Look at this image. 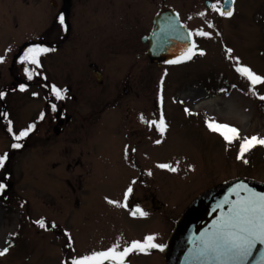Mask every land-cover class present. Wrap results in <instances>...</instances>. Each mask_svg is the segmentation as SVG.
Wrapping results in <instances>:
<instances>
[{
  "label": "rangeland",
  "instance_id": "374dc122",
  "mask_svg": "<svg viewBox=\"0 0 264 264\" xmlns=\"http://www.w3.org/2000/svg\"><path fill=\"white\" fill-rule=\"evenodd\" d=\"M60 6L58 0L56 7L48 0H0V71L8 74L22 44L41 47L45 34L53 49L39 56L38 65L14 62L18 76L27 67L33 71L28 92L15 94V136L35 128L15 149L9 176H0L6 185L0 193V250L8 248L0 264H70L116 243L123 250L148 235L166 248L174 220L203 191L238 176L264 182V145L238 158L243 137L264 138V83L253 88L236 70L246 66L264 77V0H235L231 17L205 8L204 0L75 1L56 47L60 24L52 19ZM168 7L191 33L211 35L192 36L197 47L191 60L158 66L150 63L140 36ZM93 69L102 73L101 84ZM41 72L46 78L36 81ZM53 85L66 90L63 99ZM189 91L200 92L195 108L183 98ZM61 103L63 122L56 114ZM161 114L163 133L148 123ZM212 120L238 128L240 139L226 142L209 129ZM0 138V151L7 153L8 139ZM150 194L162 208L133 216ZM125 264L165 259L150 249L134 251Z\"/></svg>",
  "mask_w": 264,
  "mask_h": 264
},
{
  "label": "snow or ice",
  "instance_id": "6c2138e0",
  "mask_svg": "<svg viewBox=\"0 0 264 264\" xmlns=\"http://www.w3.org/2000/svg\"><path fill=\"white\" fill-rule=\"evenodd\" d=\"M235 0H224L227 7L223 5L218 6L212 4L211 7L219 12L221 16L231 17L233 10L231 5ZM204 15V13H200ZM59 22L63 25L65 17L60 14L58 17ZM193 35L199 36H210L211 34L204 31H198L196 33H187V38H191ZM196 43L192 41L188 47H186L182 53L173 60L167 61L169 64H179L182 61L191 60L196 55ZM53 49L33 46L29 47L24 54L20 57L21 62H30L33 65L39 64V56L42 53L52 51ZM228 53L232 52V49H227ZM200 55H203V50L200 51ZM4 60V57L0 56V62ZM238 60V58H237ZM238 72L244 75L254 86L257 84L264 83V77L257 75L249 67L238 66L236 68ZM28 73L29 79L32 78L33 71L25 69ZM24 86L21 85V90ZM52 91L57 99H63V93L66 90L57 88L55 85L52 86ZM4 93L0 92V97ZM260 99L264 100V96ZM53 110L56 106L52 105ZM187 111V110H186ZM7 116V114H4ZM43 118V114L42 117ZM149 125H155L156 128L163 133L166 130V123L163 114H161L158 121L153 120L148 122ZM208 127L211 131L219 133L226 142L231 143L240 139V130L227 123H219L214 120L208 121ZM9 124L11 122L9 121ZM35 128V125H30L25 130L21 131L19 135L15 136L16 140L28 136V134ZM9 132L12 131L9 127ZM156 143H160L159 140ZM257 144L264 145V138L258 136L243 137L240 142V151L238 158H243L244 154L250 151ZM13 148L22 147L19 143H14ZM8 159V154H0V169L5 167V162ZM160 168H167L170 171H177L176 167L170 164H160ZM6 185L0 183V193L4 191ZM239 189H244L247 193L245 196H240ZM132 192L131 187L125 193V200H127L128 194ZM237 195L236 200H230L228 197L216 205L217 209H221L220 215L215 219L209 229H205L200 233L199 237L193 240V248L190 249L189 260L193 261L194 264H264V192H257L254 189L248 188L246 185L238 184L232 189ZM112 204H118L117 201H109ZM229 205L227 211H223L224 205ZM127 207V204L121 205ZM215 211V209H214ZM133 216H147L148 213L143 209L137 207L132 213ZM37 223L40 227H46L44 220H39ZM56 227V225H52ZM155 236L148 235L143 241H132L128 246L120 250L119 243L113 244L106 250L93 251L90 254H85L80 257H75L70 261V264H125V258L128 257L134 251L147 252L150 249L159 248L163 250V245L154 242ZM260 246L258 255L257 246ZM8 248L5 247L0 250V256L7 253Z\"/></svg>",
  "mask_w": 264,
  "mask_h": 264
},
{
  "label": "water",
  "instance_id": "95a60500",
  "mask_svg": "<svg viewBox=\"0 0 264 264\" xmlns=\"http://www.w3.org/2000/svg\"><path fill=\"white\" fill-rule=\"evenodd\" d=\"M224 7L227 5L222 1ZM205 8H210L211 2H204ZM233 10V4L231 5ZM189 29L180 19L175 10L168 9L157 12L153 17V26L143 42L148 40L146 50L150 63L156 62L159 66L167 61L176 59L182 51L193 41L187 38ZM98 83H102L100 73L95 71ZM238 184L246 185L257 192H264V182L250 177L238 176L231 178L216 189L209 188L196 196L180 213L167 238V248L164 251L165 264H194L189 260L190 249L193 248V240L199 237L205 229H209L213 221L220 215L221 209L216 205L225 197L236 200L237 195L232 189ZM240 196L247 195L244 189H239ZM153 206L159 208L160 204L153 201ZM229 205L225 204L223 211H227ZM215 209V211H214ZM260 246H257L258 255Z\"/></svg>",
  "mask_w": 264,
  "mask_h": 264
},
{
  "label": "flooded vegetation",
  "instance_id": "af4514ba",
  "mask_svg": "<svg viewBox=\"0 0 264 264\" xmlns=\"http://www.w3.org/2000/svg\"><path fill=\"white\" fill-rule=\"evenodd\" d=\"M58 1L61 3V6H60V9L57 11L56 15L52 19V22H53V20L57 19L58 23L60 24V29L58 30L59 34L55 37V40H54L56 47L61 44L62 40L65 37L66 31H67L66 29L69 28V25H68L69 21H67L68 6L70 4H72V3H74L75 1H77L78 3H88L91 0H58ZM205 1L206 0H204V2ZM209 1L211 2V5L214 3L213 0H209ZM220 1L222 3L223 0H220ZM48 2L54 7L57 6V0H48ZM233 5H234V3H233ZM210 8H211V6H210ZM210 8H207V9H210ZM168 9L175 10V9L169 8V7L168 8H162V10H168ZM162 10H160V11H162ZM175 11H177V10H175ZM157 12H159V11H157ZM177 13L179 15L178 11H177ZM60 14H63L64 17H65V22H64L63 25L59 22V19H58ZM153 17L150 20V25H149L150 28L148 27L147 34H144V32H142L143 34H141V36H140L141 43L143 45L147 44L146 47H148V40L146 42H143L142 39H143L144 36H147L149 34V32H150V30H151V28L153 26ZM179 19L184 24H186L180 18V15H179ZM52 22H51V24H52ZM136 27H138V26H136ZM58 28H59V25H58ZM47 37H48V34H45L44 36H41V41H40L41 47H45V48L48 47V45H47ZM28 47H30L29 43L22 44V46L18 50V53L13 55L11 65L8 66V68H7L8 74L3 73L2 71H0V92L4 93V95L2 97H0V136L1 135L2 136H6L7 139H8V141H7V145H8L7 146L8 147L7 148L8 149L7 150L8 159L5 162V167L0 169V176H9V172H7V166H8V164L10 165V159H11V157L14 154V151L16 149V148H13L12 145L14 143H19L20 144V140H16L15 139V134H16L15 112L18 110V107H19V104H20V102H16L15 94L16 93L20 94V95L26 94L28 92L30 86H31V82L29 81L28 73L24 74L23 76H18L17 75V71H16V67H15L16 65H15L14 62H16V60L20 59V57L24 54V52L26 51V49ZM27 69H29V68L27 67ZM95 71L100 73L101 80L103 82L102 73L98 69H93L92 70V74L94 75V77H95V74H94ZM6 77L8 79H6ZM45 78L46 77H44L43 72H41V74H39V75L37 74L35 76V80L36 81H41V80H44ZM99 84H101V83H99ZM21 85L24 86L23 90H21ZM61 101L63 102V100H61ZM63 111H64V108H63L62 103H61V106L59 108H56V114H57L58 120L60 122L61 121L63 122V117H62L63 116L62 115ZM5 113L7 114V116L4 115ZM68 117H70V116L68 115ZM9 121L11 122V124H9ZM9 127H11V129H12L11 132H9V130H8ZM47 132L48 131L45 130L43 133L46 135ZM32 135H33L32 132L29 133L28 134V138L31 139ZM0 140H1V138H0ZM4 141H5V139H4ZM0 154H4V153L0 151ZM153 201L157 202V204L159 203L160 207L159 208H155L153 206ZM147 202L148 203L145 206H143V208H144L143 210L146 211V212H148L149 210H160L162 208V206H163L155 198V196L153 194L149 195ZM79 203H81V202H80V199L78 198V201H77V205L78 206L80 205ZM129 207L134 208V206H129ZM178 216H177V218H178ZM176 219L173 222L172 228H173V226L175 224ZM165 249L166 248H163V250H161L159 248H156V250L158 252L163 253V255H164Z\"/></svg>",
  "mask_w": 264,
  "mask_h": 264
},
{
  "label": "bare ground",
  "instance_id": "6f19581e",
  "mask_svg": "<svg viewBox=\"0 0 264 264\" xmlns=\"http://www.w3.org/2000/svg\"><path fill=\"white\" fill-rule=\"evenodd\" d=\"M191 93H184L183 92V98L187 101L191 103V107L195 108L196 105L199 102V96H200V92L199 91H189Z\"/></svg>",
  "mask_w": 264,
  "mask_h": 264
}]
</instances>
